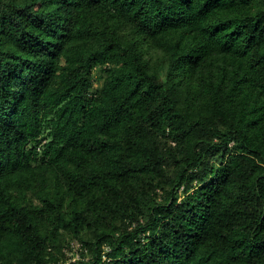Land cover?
I'll return each mask as SVG.
<instances>
[{
	"label": "trees",
	"instance_id": "16d2710c",
	"mask_svg": "<svg viewBox=\"0 0 264 264\" xmlns=\"http://www.w3.org/2000/svg\"><path fill=\"white\" fill-rule=\"evenodd\" d=\"M0 264H264V0H0Z\"/></svg>",
	"mask_w": 264,
	"mask_h": 264
},
{
	"label": "built area",
	"instance_id": "2783aa9c",
	"mask_svg": "<svg viewBox=\"0 0 264 264\" xmlns=\"http://www.w3.org/2000/svg\"><path fill=\"white\" fill-rule=\"evenodd\" d=\"M105 249L108 250L109 247L106 245ZM82 250H86V248H84L83 243L77 238L71 239L68 244L63 247V251L70 256V261L80 259ZM106 257V254H104V258Z\"/></svg>",
	"mask_w": 264,
	"mask_h": 264
},
{
	"label": "rangeland",
	"instance_id": "374dc122",
	"mask_svg": "<svg viewBox=\"0 0 264 264\" xmlns=\"http://www.w3.org/2000/svg\"><path fill=\"white\" fill-rule=\"evenodd\" d=\"M96 74V72H94ZM89 257V256H88Z\"/></svg>",
	"mask_w": 264,
	"mask_h": 264
}]
</instances>
